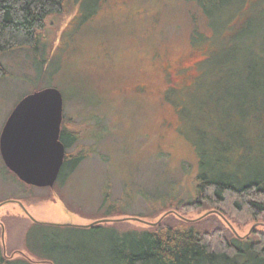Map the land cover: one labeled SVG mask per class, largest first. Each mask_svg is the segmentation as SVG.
I'll list each match as a JSON object with an SVG mask.
<instances>
[{"label":"rangeland","instance_id":"1","mask_svg":"<svg viewBox=\"0 0 264 264\" xmlns=\"http://www.w3.org/2000/svg\"><path fill=\"white\" fill-rule=\"evenodd\" d=\"M69 4L63 13L49 17L35 46L0 54L6 70L0 76V133L23 96L56 87L63 97V115L71 117L65 125L81 136L88 127L94 141L91 154L67 170L53 189H27L21 199L29 216L16 203L0 206V218L10 215L4 216L7 224L3 236L0 232V245L6 256L18 260L38 259L45 235L87 234L35 220L77 226L114 219L101 224L142 228L166 216L198 221L215 213L214 208L185 202L173 209L181 200L196 198L198 148L206 143L197 123L201 131L206 133L208 126L228 141L238 161L241 151L264 153V111L259 122L248 121V106L230 101L229 119L236 124L226 125L223 132L222 101L217 106L220 113L213 109L210 123L202 122L204 115L194 119L180 110L176 90L166 92L170 86L190 85L208 53L218 63L230 62L237 46L250 45L254 27L258 33L262 27V34L264 0H234L227 22L235 20L234 24L212 34L205 16L190 0H69ZM195 32L200 34L193 43L198 46L191 44ZM243 93L252 99V91ZM237 125L251 138L247 149L237 144ZM8 196L19 194L7 184L0 154V201ZM237 218L228 223L236 236L254 238L264 232V214L257 220L243 214Z\"/></svg>","mask_w":264,"mask_h":264},{"label":"trees","instance_id":"2","mask_svg":"<svg viewBox=\"0 0 264 264\" xmlns=\"http://www.w3.org/2000/svg\"><path fill=\"white\" fill-rule=\"evenodd\" d=\"M190 1L205 16L211 28L210 34L220 29L222 32L234 24L235 20L227 23L228 16L234 11L231 9L234 0ZM68 5L69 0H0V54L18 47L35 46L49 17L63 13ZM260 31H255V27L252 29L250 45L244 49L237 46L238 51L234 52L230 62L218 63V59L214 61L208 53L190 85L180 89L168 87L167 94H174L175 90L179 94L180 110L190 112L194 119L204 115L205 119L201 121L210 123V114L213 109L219 112L217 106H221L219 102L222 101L226 108L223 114L219 113L224 120L221 130L225 132L226 125L230 128L236 124L229 119L231 111L228 105L230 101L238 100L242 103L240 105L246 104L249 108V118L245 120L259 122L264 111V32L261 34ZM199 35L198 32L195 37L192 35L193 46H198L193 43ZM213 63H216L215 67ZM231 63L235 65L232 68L228 65ZM5 74L0 62V76ZM233 88L237 92L229 93L228 89ZM245 89L253 92L252 99L243 93ZM195 127L206 142L198 148L199 161L194 177L196 198L181 200L173 209L178 210L185 202L187 205L214 208L215 213L198 221L166 216L155 225L142 228L121 226V223L107 228L101 223L82 227L35 222L86 230L87 234L81 231L74 237L52 235L46 238L45 235L38 259L8 257L0 245V264H39L42 261L51 264H264V232L258 233L259 237L242 238L236 236L228 224L232 218L238 219V215H250L257 220L264 214L262 149L252 155L241 151L238 161L231 150L232 145L222 141L223 137L210 132L208 126L206 133L201 131L198 123ZM237 128L235 133L240 135L237 144H243L247 149L250 147L248 138H251L243 133L242 127ZM73 137L67 136L68 139ZM230 139L235 142L232 137ZM67 170L64 166L59 178ZM88 232L89 238H86ZM90 236L94 238L92 241ZM47 241L53 243L49 245Z\"/></svg>","mask_w":264,"mask_h":264},{"label":"water","instance_id":"3","mask_svg":"<svg viewBox=\"0 0 264 264\" xmlns=\"http://www.w3.org/2000/svg\"><path fill=\"white\" fill-rule=\"evenodd\" d=\"M62 118L63 97L56 87L26 94L8 115L0 134V154L7 167L22 181L35 186L54 184L65 151L59 140ZM113 220L99 219L77 226L89 227Z\"/></svg>","mask_w":264,"mask_h":264},{"label":"flooded vegetation","instance_id":"4","mask_svg":"<svg viewBox=\"0 0 264 264\" xmlns=\"http://www.w3.org/2000/svg\"><path fill=\"white\" fill-rule=\"evenodd\" d=\"M66 119L71 120V117H65L63 115V118H62V121L60 124L59 140L64 144V148H65L64 157H63V161H62L60 171L64 166H66L68 168V170L74 169L75 167H77L78 163L83 158H85L87 155L91 154V150L93 149V144H94L93 137H92L93 134L91 132H89L90 130L88 127H86V130H87L86 135L81 136L78 131H75L70 126L65 125ZM65 132H66V136H65ZM67 133H68V135H67ZM72 135H74L73 138H71V139L67 138V136L71 137ZM85 141H86V143H85ZM80 149H82V151ZM1 158H2V156H1ZM2 168L4 169L5 177L7 179V184L11 185V187L14 188L16 194H19V196L18 197H9L8 196V197L2 199L0 201V206L2 204H6V203H16L19 206V208L24 212V214L29 216V214L27 213L28 210L26 209V206L24 204V200L21 198H22V196L25 195V192L27 193V189H29L31 186H35V185H31V184H28V183L22 181L13 171H11L7 167V165L5 164L3 159H2ZM60 171H59L58 176H57V178H56V180L52 186H41V187L53 189L55 187L56 182L59 179ZM4 216H10V215L4 214L0 218V232H1L2 236H3V233L5 231L6 224H7L5 221L6 218H4ZM35 222H41V221L36 220ZM43 223H51V222H43ZM51 224H59V223H53L52 222Z\"/></svg>","mask_w":264,"mask_h":264}]
</instances>
